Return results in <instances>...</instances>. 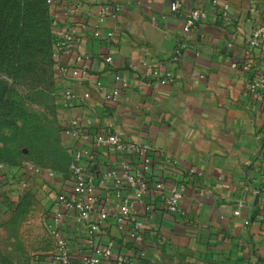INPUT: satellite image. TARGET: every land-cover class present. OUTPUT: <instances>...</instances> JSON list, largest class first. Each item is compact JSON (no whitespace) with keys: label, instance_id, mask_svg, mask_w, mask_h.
Wrapping results in <instances>:
<instances>
[{"label":"crops","instance_id":"crops-1","mask_svg":"<svg viewBox=\"0 0 264 264\" xmlns=\"http://www.w3.org/2000/svg\"><path fill=\"white\" fill-rule=\"evenodd\" d=\"M54 1L59 26L76 29L74 49L59 58L68 72L57 74L65 124L89 118L93 133L112 131L149 146L154 157L150 187L160 175L188 184L177 214H169L165 198L152 190L143 204H135L124 229L102 223V237L115 241L116 252L135 256L141 246L132 224L139 219L144 223L143 264H260L264 96L249 85L264 74V50L250 46L252 30L264 21V0L258 12L250 11V0H229L234 16L228 21L219 18L211 0H182L179 13L171 10L173 0ZM107 4L120 9L101 21ZM196 7L206 10L208 19L186 30V16ZM109 30L113 38L106 37ZM178 44L184 53L173 62ZM77 55L85 58L87 78L72 76ZM108 55L112 64L105 61ZM243 64L250 69H242ZM166 73L173 81L161 83ZM67 89L89 97L67 102ZM113 90L118 96L108 98ZM125 159L134 158L111 146H95L92 171L102 174ZM21 171L9 164L0 168V211L26 186ZM62 218L69 257L79 260L89 252L86 228L69 213ZM46 264L64 263L51 258Z\"/></svg>","mask_w":264,"mask_h":264},{"label":"built area","instance_id":"built-area-1","mask_svg":"<svg viewBox=\"0 0 264 264\" xmlns=\"http://www.w3.org/2000/svg\"><path fill=\"white\" fill-rule=\"evenodd\" d=\"M52 3V0H48ZM90 1V0H87ZM251 12H258V3L260 0H250ZM213 6L219 14V18L228 21L234 16L232 4L229 0H211ZM183 8L182 0H173L171 10L173 13H179ZM120 9L119 4L105 5L101 9L100 20L102 21L108 14H115ZM208 13L206 10L196 7L190 10L186 16L184 26L186 30H191L197 23L206 21ZM59 18L53 17V23L56 26L54 51L57 57L61 54L72 51L75 47L76 29L72 26H59ZM94 35L100 36V31L96 30ZM114 32L109 30L106 37L113 38ZM229 47L232 46L230 42ZM250 46L255 49L264 50V21L258 24L251 32ZM184 53V45L178 44L173 52V62L181 60ZM107 64H112L113 57L106 56ZM76 65L72 67V76L87 78L89 68L82 55H77ZM233 67H238L236 62ZM242 69L249 70V64H243ZM60 73H67L68 68L59 65ZM161 83H170L173 76L166 73L159 78ZM97 84L103 88L101 80ZM250 90L264 96V74H259L250 82ZM263 90V91H262ZM118 91H111L107 97L115 99ZM71 89L64 92V98L67 102H78L85 100ZM92 123L89 118H71L64 125V135L71 139L72 160L69 166V176L65 178L63 190L52 202L53 213V234L58 242L57 256L53 259L64 264H143L146 257V251L142 244L145 242L143 232V221L135 220L132 229L135 233L137 246H141L135 256L128 257L116 252L115 241L104 239L102 237V223L112 222L118 228L124 229L131 215L135 213V204L144 202V196L150 191H155L165 198V206L169 214L175 215L180 211V203L187 189L185 181H170L164 176H158L149 186L150 174L154 169V157L151 148L147 145L128 141L119 134L108 131L106 133H93ZM95 146H111L118 152L132 156L133 160H122L118 165H110L102 174H96L93 170L95 162ZM3 164H0L2 168ZM33 169V165L29 166ZM194 174L195 171H189ZM264 180V170L262 171ZM147 208V207H146ZM148 209V208H147ZM69 213L74 216L78 224L84 225L87 231L86 243L89 252L83 255L79 260H72L69 257V245L64 237V222L62 216ZM97 214L98 221H94L92 216ZM264 215L261 216L263 218ZM264 264V260L260 262Z\"/></svg>","mask_w":264,"mask_h":264},{"label":"rangeland","instance_id":"rangeland-1","mask_svg":"<svg viewBox=\"0 0 264 264\" xmlns=\"http://www.w3.org/2000/svg\"><path fill=\"white\" fill-rule=\"evenodd\" d=\"M7 1L3 18L14 22V40L2 56L4 68L6 64L18 68L15 98L22 102L24 113L1 130L7 142H0V156L5 153L11 162L0 164L20 167L26 186L0 211V264H46L58 252L52 202L63 190L73 157L64 135L57 79L60 56L51 50L54 23L48 10L53 17L59 15L54 0ZM13 76L1 75L9 84Z\"/></svg>","mask_w":264,"mask_h":264},{"label":"trees","instance_id":"trees-1","mask_svg":"<svg viewBox=\"0 0 264 264\" xmlns=\"http://www.w3.org/2000/svg\"><path fill=\"white\" fill-rule=\"evenodd\" d=\"M7 1V0H6ZM8 2V1H7ZM4 4L5 0H0V142L5 143L7 142V137H5L1 130L2 128L8 124L13 123L15 118L20 117L23 112V104L22 102L15 98V83H16V73L18 68L14 70L13 68H9V65L6 64V68H4V61L2 56V51L8 48V45L13 42L14 35L12 34V30L14 29L15 25L14 22H10L8 19L3 18L4 13ZM50 14L51 20H53L51 10H48ZM53 29L51 31V50L54 52V42H55V34H56V26L53 25ZM23 29L26 28L25 24H22ZM36 39L34 38V42ZM31 53L34 54V48L30 47ZM18 57L21 58L22 53H18ZM21 61V60H18ZM15 71V72H13ZM14 73V81L12 84H9L7 79L2 78L1 75L3 73ZM14 93V95L12 94ZM0 161H7L11 162L10 156L6 155L5 153L0 156Z\"/></svg>","mask_w":264,"mask_h":264}]
</instances>
